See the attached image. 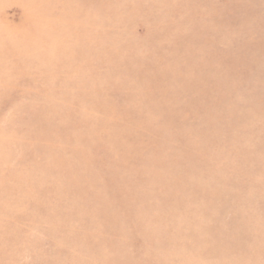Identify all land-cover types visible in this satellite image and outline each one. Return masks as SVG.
I'll use <instances>...</instances> for the list:
<instances>
[{
  "label": "rangeland",
  "instance_id": "rangeland-1",
  "mask_svg": "<svg viewBox=\"0 0 264 264\" xmlns=\"http://www.w3.org/2000/svg\"><path fill=\"white\" fill-rule=\"evenodd\" d=\"M0 264H264V0H0Z\"/></svg>",
  "mask_w": 264,
  "mask_h": 264
}]
</instances>
